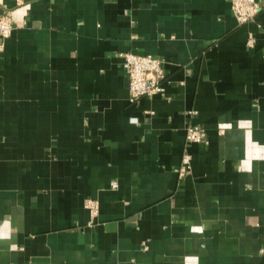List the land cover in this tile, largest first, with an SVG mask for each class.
<instances>
[{"label":"crops","instance_id":"1","mask_svg":"<svg viewBox=\"0 0 264 264\" xmlns=\"http://www.w3.org/2000/svg\"><path fill=\"white\" fill-rule=\"evenodd\" d=\"M256 2L0 0V264H264ZM123 51L161 59V92L128 99Z\"/></svg>","mask_w":264,"mask_h":264},{"label":"built area","instance_id":"2","mask_svg":"<svg viewBox=\"0 0 264 264\" xmlns=\"http://www.w3.org/2000/svg\"><path fill=\"white\" fill-rule=\"evenodd\" d=\"M230 10L237 23H243L250 20L259 6L256 0H230ZM11 18L8 11L0 14V48L5 37L11 30ZM247 44L252 43L251 35L247 36ZM122 57L121 67L126 77V90L129 100H133L140 95H148L155 92H161L163 87L160 79L163 76L161 59L149 53H136L133 51H123L120 53ZM188 113H194V109H188ZM131 121L135 118L131 117ZM184 137L188 142H206L204 130L195 124H186L184 127ZM188 154L181 155V165L179 170L182 171L188 162ZM111 188H115L117 183L115 180L109 182ZM84 207L90 215L95 214L97 209V201L94 198H85L83 200Z\"/></svg>","mask_w":264,"mask_h":264}]
</instances>
